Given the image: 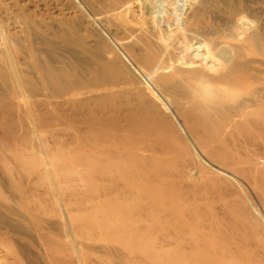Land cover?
Masks as SVG:
<instances>
[{
	"label": "rangeland",
	"instance_id": "1",
	"mask_svg": "<svg viewBox=\"0 0 264 264\" xmlns=\"http://www.w3.org/2000/svg\"><path fill=\"white\" fill-rule=\"evenodd\" d=\"M124 6L131 9L117 11ZM240 19L254 27L249 42L230 37V21ZM102 43L136 76L121 88L154 98L167 125L131 115L121 97L108 95L114 88L87 79L84 71L107 57ZM147 49L170 71L165 59L192 50L177 62L188 72L167 88L151 81L135 60ZM230 52L237 58H226ZM231 61L247 65L237 77L250 91L228 90L222 101L186 95L184 81L222 89L234 75L208 76L206 66ZM63 65L76 71L72 79L52 72L67 84L62 94L37 67ZM200 104L201 115L188 110ZM0 106V214L23 230L24 217L36 218L72 264L77 256L124 264L129 255L140 264L150 244L149 264H233L227 246L241 264L247 251L264 263L263 247L249 246L264 245V0H0ZM8 173L27 181L22 192L5 185ZM36 173H45L42 183L32 182ZM130 227L147 235L124 240L119 233ZM90 238L107 252L84 249ZM29 248L46 264L42 247Z\"/></svg>",
	"mask_w": 264,
	"mask_h": 264
},
{
	"label": "bare ground",
	"instance_id": "2",
	"mask_svg": "<svg viewBox=\"0 0 264 264\" xmlns=\"http://www.w3.org/2000/svg\"><path fill=\"white\" fill-rule=\"evenodd\" d=\"M123 3H125V2H123ZM125 6L117 8L118 9L117 11L125 13L131 9L130 6L129 7H125ZM112 11L114 12V10H111V12ZM131 13H132V10H131ZM95 19L97 21V18H95ZM102 24L105 25L104 23H102ZM108 29L106 31L110 30V29L109 30ZM229 29H230L229 31L231 33L230 37L237 40V41L249 42L250 39L254 37L253 36L254 35L253 25H250L241 19L230 21ZM225 35H227L226 32H225ZM129 39H130L129 35L125 34L122 37V42H119V44L122 45L121 47H123V46L126 47L125 45H127V43L129 42ZM92 43H93V41H92ZM89 44L90 43H88V45ZM100 46L103 48L104 52L101 50L102 49L101 47H100L101 49L100 48L99 49L101 50L102 53H105L107 55V57L104 58V57L99 56L100 59L96 60V62L93 63V66L90 68V71L88 69L84 71L85 75L87 76V79L92 80V81L97 80L100 84H104L102 91H106L108 89L114 88V92H112V94H108V95L109 96L114 95V97L118 96L119 98L121 97V99L124 100V106H126L127 108L129 107V110L131 109L132 111H134L131 113V115H133L135 113H139L141 117H145L146 120L148 122H150L151 124L157 122V124L162 123L163 125H167V123H165V121L163 119V114L160 111V106L156 103L154 98H152L151 100L148 101L147 99L144 98V96H142L138 93L131 92V90L127 91V89L121 88V85H124L127 83L130 85V83L137 81L136 76L133 73V71L131 70L132 68L130 69L126 65V63L123 61V59L120 56H118L117 54H115L114 51H112L113 47L111 48L107 43H102ZM210 48L211 47H209V49ZM209 49H208V51H210ZM126 50H128V49H126ZM191 51L192 50H190L188 52L187 51H175L173 53V56L175 57V59H171L169 61L165 59V61L167 63H172L175 66V69L172 71L166 70L165 68H160V67H165V65H166V64H164L165 62L164 63L158 62V60H156L155 57H153L154 53L152 51H148V49H147V51L141 53V56L138 55L137 58L135 57V60L137 62V65H139V68H141L147 72L146 73L147 78H149L151 81H157V82H159V84L166 86L173 79L180 77V76H183L188 72L187 69L180 67L177 64V62H179L178 59H181L184 56H187L189 54L192 55ZM226 54H227V57L226 56L225 57L230 59V60L237 58V56H236L237 53H234V52L231 53L230 52V53H226ZM246 66L247 65H245L244 63H241V62L236 63V62H232V61L230 63H228L225 67L222 66V68H221V65L218 63L207 64L206 74L208 76H212L214 73L217 72V70L221 71L222 75H224V73H228V75H231V74L234 75L233 79L228 80L229 82H227V80H226L227 83L222 87V89H213L211 86H197V85L190 84V82H187V81H184L183 83H181V87L184 89V92L186 93V95H190L191 97H197V96L201 97L203 94H207V95H211L212 97H215L219 101H222L223 99H227V97H226L227 95H225V94L228 90H233L239 94H241L247 90L250 91L249 86H242L240 77H237V75H244V76L247 75ZM153 67L158 68V70H154V69L150 70V68H153ZM37 69L40 71V73L42 75L46 76L47 78H50V80L58 87V92L64 91V89H66V87H67V84L65 83V81L63 80V78L61 76L55 75L52 72H56V70H61V72L63 74H66L67 77L72 79L73 75L75 74V71H76L74 67L66 68L65 66L64 67H55V68L51 66V68L49 70H44V69L39 68V67H37ZM143 70H141V71H143ZM141 71H139V72H141ZM117 72L120 73L121 75H123L127 80L124 82H120V80H121L120 75H118ZM164 76H165V78H167L166 80L163 79ZM144 77H145V73H144ZM148 87H149V85H148ZM166 88H167V86H166ZM28 94H34V89L31 88L28 91V93H25V95H28ZM62 94H63V92H62ZM101 96H105L103 94V92H101V94L99 95V97H101ZM155 98H156V96H155ZM101 99H104V97H102ZM105 99H106V97H105ZM156 100H158V98ZM6 103H9V102H6ZM202 104L205 105V103H202ZM202 104L198 105L197 107H192L188 110H190L191 113H198L201 115L202 112H200V111L197 112V110H201V111L205 110V106H202ZM239 105H240V103H239ZM4 106H5L4 107L5 109L8 106V107H11L12 110H15V109L17 111L19 110L18 107H15L11 103L4 105ZM203 107H204V109H203ZM163 108H165V107H163ZM165 110H167V109H165ZM195 119L198 122L199 121L203 122V120L205 118L202 119L200 116L197 115ZM158 121H160V122H158ZM67 122H68V120H67ZM152 133H154V132H152ZM214 135H215V132H214ZM214 135H212V137ZM156 136L157 135H155L154 138ZM168 149H169V147H168ZM145 151L150 152V150H148V151L145 150ZM144 160H146L145 170L149 168V171H151V169H150L151 167H149L150 162H147L150 160V158L146 157ZM44 174L45 173H36V177L33 179L32 182L42 183V181L44 180L43 179ZM8 175L11 178L8 182H6V184L5 183L4 184L10 185L13 188H17V189L19 188L22 192L24 184H26L27 181H25V179H23V184H18V181L21 180L22 178H20L17 173H8ZM31 194H34V193L31 192ZM13 200H15V199H13ZM0 202H3L2 196H0ZM15 202H16V200H15ZM21 202H22V200H21ZM17 204H18V202H17ZM1 214H0V264H38L37 260H36V256H35L36 251L31 252V250H29L30 249L29 247H31L33 249H36V248L39 249L42 247L41 251H43V254L45 257L43 262L45 261L46 264H72L71 260H67L66 258H64L66 256V254H65L66 251L59 244L56 237H53L49 233L50 231H48L47 229H45V230L48 233H46V234L41 233L43 231V229L39 228V226L36 225L37 221H38L36 218H33L30 215H29V217L28 216L24 217L26 223H28L29 226H28L27 230H23L17 222L8 221L7 220L8 218L5 219L3 217V215H1ZM48 216H49V214H48ZM132 223H133V221H132ZM48 226H49V223H48ZM52 227H54V224L52 225V222H51L50 229ZM148 229H150V227ZM51 230H53V229H51ZM107 234H109V236H110L112 233L110 230H107ZM119 235L124 240L131 241V240L135 239L136 236L140 237V238L143 236H146L147 231H145V229L136 230L135 228L130 227L129 230H127L125 232L122 231L119 233ZM20 239H22L24 241V243L22 241H20ZM90 239L92 240L91 242L93 243V246H90V247L85 246L84 249H86L88 251L91 249L90 251H92L93 253H96V254L102 253V252H107L104 249V247H102L98 243L97 240L95 241V239H92V238H90ZM27 242H30V244ZM257 242L258 241L255 240V242L251 243V245H249V246H253L255 248H257V246H258V247H263V249H264V245L263 244L261 246L256 245ZM143 247H141V248L146 249L147 252L145 254H143V257H144L143 261L144 262H142L140 264H149L148 261L145 260V258H148V257L154 258L155 252H153V251H155V250L152 249L151 244H150V247L148 245L143 246ZM106 249H109V248H106ZM220 250H221V252H224L223 249H220ZM245 251H247V250H245ZM152 252H153V254H152ZM156 252H158V251H156ZM237 252H238L237 249H235V251H234L233 247L227 246V253L229 255H232L234 257V259H236L233 261V264H241V262L238 260L241 258V253H237ZM247 252H248V254H250V256H247L248 254L247 255L242 254L246 260L243 263L244 264H257L258 260L255 258V255L252 254L251 251H247ZM56 253L57 254L60 253L61 256H57ZM150 254H152V256H148ZM123 258H124V261H123L124 264H139L137 257H135L133 255L125 256ZM84 263L85 262L83 261L81 256L75 257V264H84ZM112 263H114V262H112ZM114 264H116V263H114ZM200 264H212V263L210 261H203ZM260 264H264V263H260Z\"/></svg>",
	"mask_w": 264,
	"mask_h": 264
}]
</instances>
